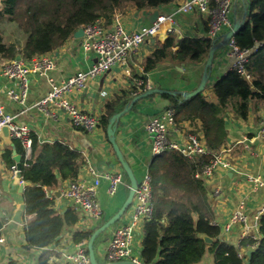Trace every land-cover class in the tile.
Masks as SVG:
<instances>
[{"label":"crops","instance_id":"0c3cea01","mask_svg":"<svg viewBox=\"0 0 264 264\" xmlns=\"http://www.w3.org/2000/svg\"><path fill=\"white\" fill-rule=\"evenodd\" d=\"M182 2L183 0H173L158 7L144 8L128 4L124 9L116 12L113 19H119L130 31L150 25L149 15L157 9L160 15L171 18L164 21L157 36L142 44L128 57L126 65L114 66L109 72L89 80L85 89H74L69 95L72 101L84 111L102 117L107 101L116 99L126 91L131 92L134 86H137L138 79L146 81L148 79L152 88L170 90L175 94L195 90L200 83L208 55L198 63L166 61L161 62L151 71H146L144 67L147 57L160 47L168 36H174L177 40L184 37L208 39L209 14L201 13L198 9L190 12L179 11ZM235 2L236 0H234L232 17H235L236 12L238 17H242L246 8L245 2L238 1L237 11ZM1 5L2 0L0 7ZM1 28L4 42L7 45L14 42L5 32L18 35L17 27L4 21L1 23ZM176 49L177 46L174 47V50ZM55 55V69L46 74L36 73L29 76L30 85L25 104H20L7 95V89L15 87L17 80L3 75L2 68L10 58L0 57V103L4 105L8 114L16 116L15 120L18 123L29 126L32 135L37 136L41 144L59 141L82 152L85 161L77 177L73 179L87 182L100 179L98 200L104 209V215L102 219L97 220L87 216L75 202L63 195L64 188L72 179L61 180L55 188H46L47 193L54 200L56 212L65 214L72 208L78 214V221L67 224L50 246L28 247L25 224L32 216L25 208L24 191H19V185L22 184H19L17 178L12 175L11 166H8L3 158L8 148L12 149L13 156L16 151L23 158V147L20 141L12 136L13 144H7L0 136V219L4 224L2 234L6 239L4 243H0V264H41L42 254L47 251L52 253L50 263L63 264V253L74 251L77 243L81 241L75 239V233L77 231L93 233L104 223V219L106 221L117 213L130 190V179L124 175V182L119 185L116 193L111 194L108 191L109 181L106 175L125 172L108 140L107 131L101 124L95 130L87 131L81 126L73 125L66 111L56 103H50L45 109L37 106V102L51 91L52 83H62L78 71L88 70L96 61L92 53L82 50L81 38L77 40L74 36L56 49ZM214 62L211 78L203 94L207 100L218 103L213 83L232 69L233 57L222 48L216 52ZM102 90L107 91L105 96L100 94ZM169 108H171L170 100L161 93H156L141 99L135 108L126 112L120 119L116 132L117 140L125 159L132 166L139 181L146 173H151L152 162L156 156L152 150L154 133L148 130L147 123ZM263 113L264 98L261 97L251 99L247 118L233 111L227 112L225 115L228 129L227 142L217 154L220 163L213 173L205 178L213 209V220L221 226L223 238L238 246L245 238L243 227L237 225L226 231L225 224L236 211L243 210L252 226L250 232L255 235L257 231L253 224L264 207V137L259 135ZM189 132L199 133L205 139L201 120L197 118L177 121L170 128L169 136L181 141ZM56 191L61 193L58 195ZM133 204L114 226L106 230L107 239H103L99 244V258L102 261H106L105 251L115 227L128 219ZM19 210H22L21 222L14 220ZM145 224L146 220L139 224L141 236L138 239L137 250L140 252L143 248ZM248 250V247L242 246L244 254H247ZM213 261V254L207 252L198 264H212Z\"/></svg>","mask_w":264,"mask_h":264},{"label":"trees","instance_id":"16d2710c","mask_svg":"<svg viewBox=\"0 0 264 264\" xmlns=\"http://www.w3.org/2000/svg\"><path fill=\"white\" fill-rule=\"evenodd\" d=\"M172 1L2 0L0 57L13 59L21 54L22 58L31 59L58 49L83 25L92 24L98 18L112 22L114 14L128 4L144 8L158 7ZM245 5L248 18L236 33L235 40L241 48L252 50L248 69L254 81L249 82L238 71L230 69L213 83L218 103L207 100L203 92L184 99L181 92L175 94L162 89L161 94L170 100V107L175 110L176 122L182 119L201 120L210 153L189 158L177 150H169L153 159L150 174L153 178L155 211L144 226L140 254L143 264H198L207 252L213 254L212 264H247L248 259L250 264H264V216L260 221L259 238L248 235L240 246L230 243L223 238L221 226L213 220L208 188L202 177L205 164L215 158L227 142V112L233 111L247 118L251 99L264 98V0H245ZM5 20L15 24L25 34L24 40L16 38L8 45L4 42L1 23ZM212 42L207 38L184 37L177 40L174 36H168L147 57L145 70H154L166 61L202 62ZM133 90L107 101L100 121L104 130L107 131L114 114L123 111L136 95L144 91L137 86ZM3 158L8 166L16 164L11 148L6 150ZM84 161L81 151L63 142L41 144L37 136H33L31 158L25 160L23 156L21 160L23 178L30 182L24 190L25 208L32 216L25 224L28 247L50 246L67 224L78 221V214L72 208L65 214L56 212L54 200L46 188H55L61 180L77 177ZM124 175L128 176L126 172ZM102 233L95 240V251L100 242L107 239V234L102 236ZM91 234L89 231H77L75 239H89ZM204 235L212 241H206ZM242 246L248 247L251 254H244ZM51 254L50 251L42 254L41 264H55L50 263Z\"/></svg>","mask_w":264,"mask_h":264},{"label":"built area","instance_id":"2783aa9c","mask_svg":"<svg viewBox=\"0 0 264 264\" xmlns=\"http://www.w3.org/2000/svg\"><path fill=\"white\" fill-rule=\"evenodd\" d=\"M233 6L234 0H183L178 10L190 12L198 9L201 13L209 14L208 39L218 41L234 25ZM167 18L171 17L159 15L157 20L150 25L134 31L128 30L119 19H113V22L108 24L105 19L98 18L92 24L83 25L84 35L81 37V47L84 52L92 53L96 57L95 63L88 70H80L62 83H52L51 91L37 102V106L45 109L50 103H56L66 111L73 125L81 126L87 131L95 130L100 125L101 116L84 111L72 101L69 95L74 89L87 88L89 80L109 72L114 66L126 65L128 57L133 52L142 44L157 36ZM224 48L228 55L233 57L231 68L238 71L246 80L252 82L254 76L248 69L252 50L241 48L236 43L235 37H232ZM55 68V50L34 56L31 59H10L3 66L2 73L8 78L17 80V84L15 87L12 86L7 89V95L20 104H25L30 85L29 76L36 73L46 74ZM137 87L139 90L143 89L144 91L152 88L148 79L147 81L138 79ZM100 94L105 96L107 91L102 90ZM15 118L16 116L8 114L4 105L0 103V130L5 125L10 128L11 136L20 141L24 158L28 160L32 156V131L29 126L18 123ZM175 123V110L173 108H169L160 116L153 117L147 123L148 130L154 133L152 142L154 155L157 156L169 150H177L189 158L203 157L210 153L206 140L199 133L189 132L181 141L170 138L169 131ZM259 135L264 137V113L260 121ZM219 163L220 158L216 155L203 167L202 177L210 176ZM25 165H27V162H25ZM11 172L17 178L19 184L26 183L21 168H18L17 164L11 167ZM106 176L109 181V193H116L119 185L124 182V174L115 172ZM99 184V178L93 182L72 179L64 188L63 195L75 202L87 216L96 220L102 219L104 209L98 200ZM133 203L132 212L128 219L117 225L112 233L105 251L106 261L134 260L142 262L141 252L137 250L138 239L141 236L139 224L143 220H150L155 211L153 178L150 173H146L139 181ZM263 216L264 207L253 224L258 235L251 234L252 226L243 210L236 211L230 217L225 224V229L229 231L233 227L241 225L245 237L252 235L254 239H257L260 237L259 228ZM88 240L83 239L77 243L74 251L64 252L63 264H91ZM5 241V236L0 228V243Z\"/></svg>","mask_w":264,"mask_h":264},{"label":"water","instance_id":"95a60500","mask_svg":"<svg viewBox=\"0 0 264 264\" xmlns=\"http://www.w3.org/2000/svg\"><path fill=\"white\" fill-rule=\"evenodd\" d=\"M238 1L236 0L235 2V7H236V11H237V5H238ZM243 2H245V0H242ZM247 12H248V8H245L244 14L242 17H238L237 16V12L236 15L234 17V25L231 29H229L228 31H226L223 36L221 37V39H219L218 41H213L212 45L210 46L209 52H208V56L206 58V61L204 63V68H203V73H202V77L200 80V83L198 85V87L193 90V91H183L182 95L184 97V99H188L191 97H194L196 95H198L199 93L203 92L206 88V86L209 83V80L211 78L212 75V71L214 68V61H215V55L216 52L222 48H224L225 46H227V44L229 43L230 39L232 37H235L236 33L240 30V28L242 27L243 23L246 20L247 17ZM160 11L157 9L155 10L153 13H151L149 15V20L150 22H154L155 20H157V18L160 15ZM84 35V30L81 27L80 29H78L75 33H74V37L78 40L80 39L82 36ZM22 55L21 54H17L16 55V59H21ZM163 90L159 89V88H151L148 90H145L141 93H139L138 95H136L133 100L130 102L129 105H127L123 111L118 112L116 114H114L108 124L107 127V137L108 140L110 142V144L112 145L118 160L120 162V164L122 165L123 169L125 170V172L128 174V177L130 179V190L128 193V196L126 198V200L124 201L123 205L120 207V209L117 211L116 214H114L113 216H111L110 218L106 219V221L100 225L99 227H97L94 232L91 234L89 240H88V251H89V256H90V260H91V264H143L142 262H137L134 260H117V261H106V262H100L98 257L96 256V251L94 248V243L95 240L97 238V236L106 231L109 227L114 226L115 223H117L124 215V213L128 210V208L130 207V205L133 203V199H134V195H135V191L139 185V180L132 168V166L130 165V163L125 159V155L124 152L122 151L118 140H117V136H116V132H117V124L120 121L121 117L128 111H130L132 109V107L138 103L141 99L146 98V97H150L151 95H154L156 93H161ZM175 93V92H173ZM0 136L3 137L5 139V142L7 144H13V138L11 137V133H10V128L5 125L1 128L0 130ZM14 158L16 160V164L18 168H21V155L17 154L16 151H14ZM30 184V182L26 181L25 184L23 185H19V191L22 192L24 191V188L26 186H28ZM57 194L59 195L61 193V191H56ZM21 214H22V210H19L15 217L14 220L21 222ZM4 227V224L2 222V220L0 219V228L2 229ZM204 238L206 241L211 242L212 239L207 236L204 235ZM251 250L247 251V255L251 254ZM247 264H250V259H248Z\"/></svg>","mask_w":264,"mask_h":264},{"label":"rangeland","instance_id":"374dc122","mask_svg":"<svg viewBox=\"0 0 264 264\" xmlns=\"http://www.w3.org/2000/svg\"><path fill=\"white\" fill-rule=\"evenodd\" d=\"M5 21H7V20H5ZM15 25V24H14ZM18 29V28H17ZM6 34H7V36L9 37V38H11L12 40H16V38H19V39H23L24 40V37H25V34L23 33H21V31H19V32H17L18 33V35H16V34H13L12 32H5ZM103 234H106V231H104L103 233H102V236H103ZM96 256L97 257H99L100 256V253H99V246H98V248L96 249Z\"/></svg>","mask_w":264,"mask_h":264}]
</instances>
